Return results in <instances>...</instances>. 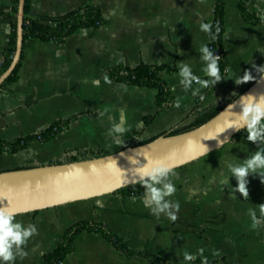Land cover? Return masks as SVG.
Wrapping results in <instances>:
<instances>
[{
    "label": "crops",
    "instance_id": "1",
    "mask_svg": "<svg viewBox=\"0 0 264 264\" xmlns=\"http://www.w3.org/2000/svg\"><path fill=\"white\" fill-rule=\"evenodd\" d=\"M218 2L30 0V16L49 19L94 3L102 23L81 27L63 42L24 41L17 79L0 89V142L40 135L58 122H65L66 127L49 141H34L18 153L1 154L0 171L110 154L123 149L129 135L135 142L146 141L188 126L237 99L259 79L258 67L264 66V0L248 1L249 17L242 0H221V75L227 68L236 77L251 72L258 79L237 84L226 78L208 88L193 84L192 89L200 88L193 96L192 89L185 91L178 75L177 65L183 63L201 79H209L201 71L204 64L199 49L202 44L209 47L212 39L200 30V23H214ZM13 6V0H0V67L10 48ZM141 65L160 69L158 77L165 90L161 102L156 88L104 80L117 67ZM115 125L125 131L114 133ZM255 151L247 138L234 137L222 148L174 170L170 179L176 192L167 199L180 205L176 221L164 214L154 215L145 191L131 196L108 194L56 210L18 215L16 221L35 226L37 233L22 248L14 246V264H42L43 256L55 250L72 219L99 222L126 239L132 251L168 264H188L183 254L198 253L201 248L208 264H264V218L260 213L264 179L249 175L246 198L233 191L238 184L234 176L229 184L220 183L228 163H243ZM250 210L261 220L255 228ZM21 251L27 253L23 258ZM198 261L202 264L203 257L197 255L189 264ZM61 264L151 263L142 256H126L101 234L84 232L75 238Z\"/></svg>",
    "mask_w": 264,
    "mask_h": 264
},
{
    "label": "water",
    "instance_id": "2",
    "mask_svg": "<svg viewBox=\"0 0 264 264\" xmlns=\"http://www.w3.org/2000/svg\"><path fill=\"white\" fill-rule=\"evenodd\" d=\"M26 0H20L17 18L16 51L8 69L0 76V87L9 79L19 64L24 45ZM34 14V11H31ZM248 94H264V77L259 79L237 99L223 108L215 117L191 131L178 135H162L157 139L117 152L77 161L40 165L25 169L0 171V207L7 206L16 216L67 204L88 201L120 189L139 184L136 171L146 163L144 155L164 159L174 170L197 161L228 144L240 131L226 129L218 138L219 129L231 111L240 112L239 98ZM219 141H226L222 145ZM205 145L207 155L199 153ZM193 157H196L193 159Z\"/></svg>",
    "mask_w": 264,
    "mask_h": 264
},
{
    "label": "clouds",
    "instance_id": "3",
    "mask_svg": "<svg viewBox=\"0 0 264 264\" xmlns=\"http://www.w3.org/2000/svg\"><path fill=\"white\" fill-rule=\"evenodd\" d=\"M264 19V17H262ZM213 25L208 22L200 23V30L209 35L212 40L216 39V35L212 33ZM220 27L217 24L215 33L219 34ZM201 56L200 59L204 64L202 72L209 79H201L194 74L192 67L189 64L177 65L179 69L180 84L185 91L192 89V85H199L201 88L214 87L222 79L233 78L237 84L246 83L255 79L251 72H245L242 76H234L230 74V69H225V75H221L219 67L220 56L216 55L207 44H202L199 49ZM261 76L264 77V66L258 67ZM104 80L106 83L111 81L105 75ZM98 86V82H94ZM200 91V88L192 89V95L195 96ZM203 99V97H201ZM241 111L236 113L231 111L233 104L229 105L230 113L229 118L225 121L216 136L211 139L218 138L226 129L233 128L237 131L244 130L247 133V140L258 145H264V94L259 97L255 94H248L239 98ZM176 106H179L177 102ZM114 133L122 134L125 129L119 125H115L112 129ZM226 141H219L222 145ZM208 147L205 145L204 149L199 155L204 156L208 154ZM146 163L140 164L136 171L139 176L138 183L145 187V195L149 198L151 205V212L159 217L164 214L169 220L176 221L177 213L179 212V203H173L167 199L174 195L176 187L170 177L174 175V166L168 164L164 159H154L147 155ZM196 157H193L195 159ZM226 172L221 175L220 183L222 185L230 183L231 177H235L238 181L237 186L233 189L235 192L243 194L246 198L248 192V177L250 174H259L264 179V149L256 150L251 156L243 160V163L234 164L228 163L226 165ZM261 218H264V204L260 206ZM17 213L10 210L7 206L0 207V264H14L16 254H14V246L17 249L22 248L23 245L37 233L35 226L25 227L22 223L15 220ZM252 218V227H257L261 220L257 218L254 210L249 211ZM27 255L26 252L21 251V258ZM197 255L203 257L202 264H208L207 257H204V249L198 250V253L185 252L183 254L185 262H191L197 258ZM213 255H219L214 252Z\"/></svg>",
    "mask_w": 264,
    "mask_h": 264
},
{
    "label": "trees",
    "instance_id": "4",
    "mask_svg": "<svg viewBox=\"0 0 264 264\" xmlns=\"http://www.w3.org/2000/svg\"><path fill=\"white\" fill-rule=\"evenodd\" d=\"M249 0H242L241 6L246 13V15L249 17L248 9H247V3ZM19 2L20 0H13L14 6H13V16H12V33L10 38V48L7 51L6 59L4 64L0 67V76L8 69L12 62V57L16 51V44H17V17L18 9H19ZM30 0H26V7H25V19H24V41L28 38L32 39H39V40H54L57 42H63L68 36L72 35L77 29L81 27H98L102 23V14L97 5L94 3L88 4L84 6L83 8H80L77 11H74L66 16L60 17V18H37L30 16ZM219 25L220 32L219 34L215 33V27L216 25ZM212 33L216 35V39L212 40L211 43L216 46L220 47L222 46V32H223V4L221 0H219L218 5L216 7L215 12V20L212 24ZM21 66V60L19 64L17 65L15 71L13 74L9 77V79L5 82L10 83L17 79L18 72ZM159 68H153L151 66L147 65H141L138 66L135 69H129V68H123V67H117L113 70H111L108 74V78L112 81H119V82H126L130 83L136 86H147L156 88L159 90V100L160 102L163 100L165 90L164 86L161 83L158 72ZM2 86L0 87V89ZM221 110H216L208 115L200 118L196 122L184 126L175 130H172L169 133H163L160 135H157L149 140L141 141V142H135L132 140V136L129 135L125 138L124 141V147H132V146H138L145 143H149L158 137L162 135H178L187 131H191L197 127H200L204 123L208 122L210 119L215 117ZM150 121L148 120L147 123ZM64 127H66L65 122H58L53 124L47 131L44 133L27 137L24 139H20L15 142H0V155L4 153H18L20 151H23L27 149L30 144L34 141H49L52 138H54ZM239 137H245L247 138L246 131L242 130L240 131L235 138ZM256 150L264 149V145H255ZM121 149H118L114 152H117ZM105 155L104 152L97 153L96 156H103ZM78 158H73L72 161H77ZM35 166H19L14 169H25V168H31ZM11 170V169H9ZM145 191V188L141 183L135 184L123 189L118 190L117 194H121L123 196H131V195H142ZM35 213H39L35 212ZM84 232H94L103 235L109 242H111L121 253L125 254L128 257L133 256H142L145 257L151 264H168L166 261H164L161 258H158L153 255H149L145 252H135L132 251L129 248L128 241L126 239L120 238L118 235H116L114 232L109 230L107 227H105L103 224L99 222H90V221H80L77 222L73 227L70 228L69 231H67L63 237L62 240L59 241L58 247L51 253L45 254L42 259V264H61L62 261L69 255V253L72 251L73 248V242L76 237L81 235ZM195 264H201L200 261L196 262Z\"/></svg>",
    "mask_w": 264,
    "mask_h": 264
},
{
    "label": "built area",
    "instance_id": "5",
    "mask_svg": "<svg viewBox=\"0 0 264 264\" xmlns=\"http://www.w3.org/2000/svg\"><path fill=\"white\" fill-rule=\"evenodd\" d=\"M209 48H210L211 50H213V51L215 52L216 55L220 56L219 61H222V60H223V58H224V53H223V49H222V48H220V47H216V46H214L212 43L209 45ZM250 142H251V141H250ZM251 143H253V142H251ZM253 144L256 145V143H253Z\"/></svg>",
    "mask_w": 264,
    "mask_h": 264
},
{
    "label": "rangeland",
    "instance_id": "6",
    "mask_svg": "<svg viewBox=\"0 0 264 264\" xmlns=\"http://www.w3.org/2000/svg\"><path fill=\"white\" fill-rule=\"evenodd\" d=\"M81 159H82V158H81ZM71 204H72V203H71ZM67 205H68V204H67ZM57 208H59V207H57ZM57 208H54V210H56ZM40 212H41V211H40ZM76 223H77V221L75 222L73 219L70 221V223H67V225L65 226V231L63 232V234H62V236H61V240L63 239L65 233H66L67 231H69L70 228L73 227ZM64 224H65V223H64ZM59 241H60V239L58 240V243H57V245L55 246L56 248L58 247ZM56 248H55V249H56ZM52 252H53V251H52ZM50 253H51V252H50Z\"/></svg>",
    "mask_w": 264,
    "mask_h": 264
}]
</instances>
